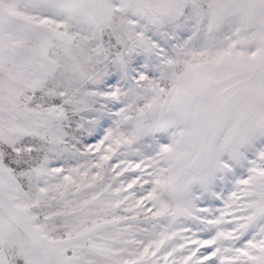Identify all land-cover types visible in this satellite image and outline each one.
<instances>
[{
    "label": "snow or ice",
    "instance_id": "6c2138e0",
    "mask_svg": "<svg viewBox=\"0 0 264 264\" xmlns=\"http://www.w3.org/2000/svg\"><path fill=\"white\" fill-rule=\"evenodd\" d=\"M0 264H264V0H0Z\"/></svg>",
    "mask_w": 264,
    "mask_h": 264
}]
</instances>
